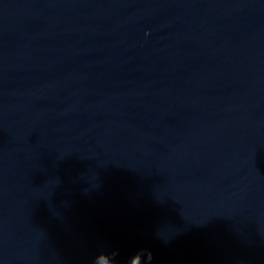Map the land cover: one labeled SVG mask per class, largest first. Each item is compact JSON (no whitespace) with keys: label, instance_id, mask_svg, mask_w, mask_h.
Returning <instances> with one entry per match:
<instances>
[{"label":"water","instance_id":"1","mask_svg":"<svg viewBox=\"0 0 264 264\" xmlns=\"http://www.w3.org/2000/svg\"><path fill=\"white\" fill-rule=\"evenodd\" d=\"M0 264H264V0H0Z\"/></svg>","mask_w":264,"mask_h":264}]
</instances>
